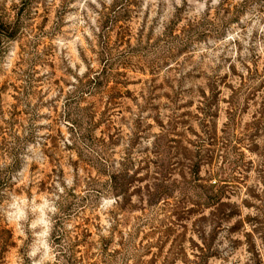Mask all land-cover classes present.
I'll return each instance as SVG.
<instances>
[{
    "label": "rangeland",
    "instance_id": "1",
    "mask_svg": "<svg viewBox=\"0 0 264 264\" xmlns=\"http://www.w3.org/2000/svg\"><path fill=\"white\" fill-rule=\"evenodd\" d=\"M118 1L115 27V0H32L0 64V120L36 132L0 203L18 244L4 264H68L54 233L84 219L92 264L112 235L114 264H264V0ZM80 136L106 142L121 211L94 196L108 177ZM65 188L91 191L88 209Z\"/></svg>",
    "mask_w": 264,
    "mask_h": 264
},
{
    "label": "trees",
    "instance_id": "2",
    "mask_svg": "<svg viewBox=\"0 0 264 264\" xmlns=\"http://www.w3.org/2000/svg\"><path fill=\"white\" fill-rule=\"evenodd\" d=\"M33 2L32 0H23L20 8L16 11L15 16H9L4 12L0 14V64L5 57L6 52L9 49V44L11 42L16 41L20 35L24 32V23L25 20L29 17L28 12L32 10ZM128 7L123 2L115 0L112 13H113V23L115 27L118 23L122 22V17L124 13H128ZM125 13V14H126ZM102 73L100 74H92L87 76L85 79L79 80L76 85V90L78 93L80 92L82 98L93 96L95 90L100 89L102 85ZM1 114V113H0ZM2 115V114H1ZM36 132L31 130L28 136H25L22 139V136L15 131L13 121L0 120V203H2L10 191L14 188V186L18 182L17 174L20 168V164L22 160L20 159L21 155V146L24 144L31 143L32 140L35 139ZM84 138V137H83ZM81 136L79 137L82 141V144L86 147V150L96 154V160L100 167L105 168L106 176L108 180L104 183L102 190H94L96 195H94L98 200L102 201L103 198L114 196L117 199L115 200L117 211H121L120 198L124 197L127 193V184H119L117 179L119 177L118 173H120L119 169H116V172H113L111 169L113 166L108 164V160L104 157V151L97 149L99 145L103 146L106 142L95 140H88L86 138L83 139ZM88 141V142H87ZM47 142V141H46ZM43 144V149L48 146V142ZM43 150V151H44ZM4 162H1V161ZM91 191H87L84 196L81 197V202H76L80 197L76 194L74 190L68 191L65 188V195L69 198H73V202L71 203V207H81L82 211L88 209L85 201L91 197ZM82 203V206H80ZM103 207V204L101 205ZM115 212V210H111L110 215V223L112 225V229L115 228L116 225L120 223L118 216L119 213ZM79 214L81 212H78ZM78 216V215H76ZM85 224H78L75 226L74 234H70L65 232L62 234L54 233V238L57 240L61 246L62 242L67 239L66 245L63 249L65 252V256L67 257L68 264H92L90 261L92 258L90 257L88 249V241L87 237L91 236L89 233V220L84 219ZM70 237V238H68ZM103 241L102 248L99 250L100 262L107 264V260L111 261L110 264L113 263L114 255L108 253V249L110 245L113 243V235L110 240ZM18 247L15 234L12 229H10L6 224H0V264H4L6 262L7 255L15 248ZM81 247H85L84 250ZM117 253V252H116ZM23 254V253H21Z\"/></svg>",
    "mask_w": 264,
    "mask_h": 264
}]
</instances>
